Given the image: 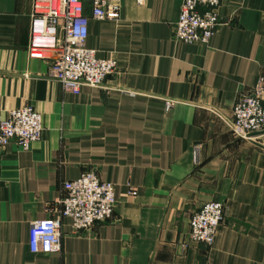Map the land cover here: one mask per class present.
Wrapping results in <instances>:
<instances>
[{
    "label": "crops",
    "instance_id": "obj_1",
    "mask_svg": "<svg viewBox=\"0 0 264 264\" xmlns=\"http://www.w3.org/2000/svg\"><path fill=\"white\" fill-rule=\"evenodd\" d=\"M182 4L122 0L119 21L90 18L87 48L117 68L76 95L29 55L34 0H0V112L32 106L44 127L30 150H0V264H264V133L225 123L264 79V0H221L207 46L174 39ZM88 171L114 185L112 219L82 232L65 219L60 252L32 254L33 224ZM213 201L214 244L190 242L191 217Z\"/></svg>",
    "mask_w": 264,
    "mask_h": 264
},
{
    "label": "built area",
    "instance_id": "obj_2",
    "mask_svg": "<svg viewBox=\"0 0 264 264\" xmlns=\"http://www.w3.org/2000/svg\"><path fill=\"white\" fill-rule=\"evenodd\" d=\"M144 1V0H141ZM122 0H34L31 16L29 55L50 63L49 77L60 82L67 93L80 94L84 87L101 88L117 68L114 59H102L86 46L90 18L119 21ZM221 0H183L173 28L174 39L184 44L207 46L220 26ZM91 16L85 15L86 7ZM167 109L173 106L167 101ZM231 132L250 140L264 132V79L234 105L232 119L225 121ZM42 114L32 106L0 112V150L17 144L23 151L42 139ZM198 162V151L194 150ZM60 208L49 218L35 222L30 232L32 254L50 255L61 250L63 220L72 221L73 230L82 232L112 219L117 200L111 182L88 171L63 184ZM224 218L221 202H207L190 221L189 241L212 246Z\"/></svg>",
    "mask_w": 264,
    "mask_h": 264
},
{
    "label": "water",
    "instance_id": "obj_3",
    "mask_svg": "<svg viewBox=\"0 0 264 264\" xmlns=\"http://www.w3.org/2000/svg\"><path fill=\"white\" fill-rule=\"evenodd\" d=\"M264 133V132H263Z\"/></svg>",
    "mask_w": 264,
    "mask_h": 264
}]
</instances>
